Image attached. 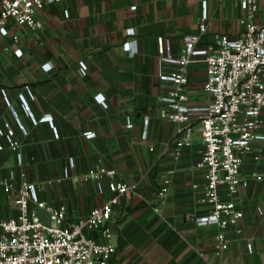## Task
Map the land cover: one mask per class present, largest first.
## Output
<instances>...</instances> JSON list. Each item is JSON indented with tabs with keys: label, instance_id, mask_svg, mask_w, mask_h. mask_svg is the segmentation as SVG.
Segmentation results:
<instances>
[{
	"label": "crops",
	"instance_id": "obj_1",
	"mask_svg": "<svg viewBox=\"0 0 264 264\" xmlns=\"http://www.w3.org/2000/svg\"><path fill=\"white\" fill-rule=\"evenodd\" d=\"M240 1L206 0L201 43H211L216 34L241 35L246 12ZM201 15L198 0H59L37 14L39 30L9 24L8 34H0V130L13 132L20 161L9 148L0 151L1 220L17 214L13 190L22 182L44 184L40 199L65 204L68 220L87 215L111 194L106 182L99 193L94 182L80 178L104 166L116 170V180L135 187L114 206L109 241L115 253L108 264H264V141H253L243 158L241 174L248 183L232 197L243 215L225 230L227 249L216 251L218 228L195 221L209 210L201 202L203 170L196 167L203 148L199 121H191V147L174 156L178 125L159 116L170 87L159 75L177 68L162 57L181 54L184 36L198 33ZM253 21L264 24V5ZM129 28L134 35H126ZM125 42L129 48H123ZM79 62L88 66L85 75ZM204 81L203 64L188 65V104L205 103ZM144 117L149 120L146 137ZM127 119L132 128L126 127ZM261 120L264 133V110ZM86 132L95 135L86 139ZM0 144L6 145L2 135ZM10 174L14 189L6 191L2 181ZM165 178L170 186L161 199Z\"/></svg>",
	"mask_w": 264,
	"mask_h": 264
},
{
	"label": "built area",
	"instance_id": "obj_2",
	"mask_svg": "<svg viewBox=\"0 0 264 264\" xmlns=\"http://www.w3.org/2000/svg\"><path fill=\"white\" fill-rule=\"evenodd\" d=\"M57 1L0 0V34H8L9 24L39 30L42 22L37 14L46 3ZM198 1L202 6L198 33L184 36V46L177 58L169 54L162 57L164 62L175 64L177 68L170 74L159 75L161 81L170 84L167 94L161 99L163 106L159 109V116L178 125L172 147L174 156L191 147V121H199L203 148L196 167L203 170L201 202L209 210L195 221L199 226L218 228L214 248L223 251L228 247L225 230L243 215L232 199L248 183L241 174L243 158L250 152L253 141H264V133L260 132L264 110V24L253 21L264 0H241L240 7L246 12V17L241 20L244 24L241 35L216 34L209 44L201 43L206 31L207 2ZM68 16L65 10L64 17ZM125 32L128 36L134 35L132 28ZM129 44L125 42L123 48H129ZM158 49L160 54L164 53L162 38L158 39ZM14 55L20 57L22 51L16 49ZM192 63L203 64L205 70L202 90L206 101L202 105L188 104V65ZM43 67L49 69L48 64ZM78 67L85 75L87 64L79 62ZM96 98L99 104L106 106L101 95ZM22 108L35 122L25 99H22ZM42 120L52 123L51 118ZM148 121L147 117L143 118V137H146ZM132 126L127 119L126 127ZM53 130L54 137H57ZM0 135L6 140V145L0 144V151L7 147L16 152L20 161L19 144L13 139V132L0 130ZM83 135L90 139L95 134L86 132ZM69 164L73 165L71 160ZM116 176L115 169L104 166L87 170L80 180L94 182L99 193L106 182L111 197L93 207L87 215L68 220L65 204L53 206L40 199L44 184L22 182L14 189L10 174L2 185L6 191L14 189L13 203L17 214L0 219V264H108L115 253V246L109 241V222L114 206L121 196L135 191L134 186L116 180ZM169 186L170 179L165 178L158 190L161 199L166 196ZM193 187L198 186L194 184ZM259 212L262 213L261 210ZM94 233H98L100 239ZM246 249L251 251V245L247 244Z\"/></svg>",
	"mask_w": 264,
	"mask_h": 264
}]
</instances>
